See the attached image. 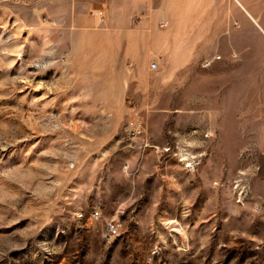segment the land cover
I'll use <instances>...</instances> for the list:
<instances>
[{"label":"rangeland","instance_id":"rangeland-1","mask_svg":"<svg viewBox=\"0 0 264 264\" xmlns=\"http://www.w3.org/2000/svg\"><path fill=\"white\" fill-rule=\"evenodd\" d=\"M99 3L0 0V264H264V0Z\"/></svg>","mask_w":264,"mask_h":264},{"label":"crops","instance_id":"crops-1","mask_svg":"<svg viewBox=\"0 0 264 264\" xmlns=\"http://www.w3.org/2000/svg\"><path fill=\"white\" fill-rule=\"evenodd\" d=\"M85 7H95L99 5V0H82ZM171 0H101L103 11L112 25V29H130L132 18L137 17L141 21L144 30H154L159 21H164V17L171 15L169 10ZM114 15L124 16L125 23L112 21ZM264 31V27H263ZM142 87L144 82H139ZM153 87V86H152Z\"/></svg>","mask_w":264,"mask_h":264},{"label":"built area","instance_id":"built-area-1","mask_svg":"<svg viewBox=\"0 0 264 264\" xmlns=\"http://www.w3.org/2000/svg\"><path fill=\"white\" fill-rule=\"evenodd\" d=\"M163 24H166L165 21H162ZM221 58V55L220 54H214L212 57H209V58H206L205 60V63L206 64H210L212 61L216 60V59H220ZM158 66V62L157 61H152L151 64H150V68L151 69H155L157 68ZM263 119H264V114H263ZM109 232L112 234V233H115L116 232V228L115 226L111 225L109 227Z\"/></svg>","mask_w":264,"mask_h":264}]
</instances>
